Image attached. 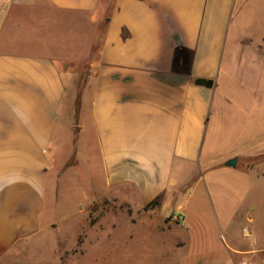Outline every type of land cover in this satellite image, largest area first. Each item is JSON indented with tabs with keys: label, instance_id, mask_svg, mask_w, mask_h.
Wrapping results in <instances>:
<instances>
[{
	"label": "crops",
	"instance_id": "crops-1",
	"mask_svg": "<svg viewBox=\"0 0 264 264\" xmlns=\"http://www.w3.org/2000/svg\"><path fill=\"white\" fill-rule=\"evenodd\" d=\"M86 74L67 150L58 123ZM197 170L224 262L264 264V0H0V264L48 226L59 183L77 193L71 172L87 204L145 206Z\"/></svg>",
	"mask_w": 264,
	"mask_h": 264
},
{
	"label": "rangeland",
	"instance_id": "rangeland-1",
	"mask_svg": "<svg viewBox=\"0 0 264 264\" xmlns=\"http://www.w3.org/2000/svg\"><path fill=\"white\" fill-rule=\"evenodd\" d=\"M89 79V74L74 79L55 144L62 139L63 146L69 147L71 114L76 146L80 96ZM75 163L74 155L65 165ZM200 175L199 170L194 171L176 200L168 198L162 205L145 207L120 198L87 204L97 190L71 172L66 182L76 187L77 193L67 197L59 183L57 195H49L43 215L48 226L24 243L19 255L4 259L5 264H226L224 238L203 183L198 180ZM173 177L177 180V171Z\"/></svg>",
	"mask_w": 264,
	"mask_h": 264
},
{
	"label": "trees",
	"instance_id": "trees-1",
	"mask_svg": "<svg viewBox=\"0 0 264 264\" xmlns=\"http://www.w3.org/2000/svg\"><path fill=\"white\" fill-rule=\"evenodd\" d=\"M191 82L196 85H201V86H208L211 87L214 85V80L211 78H204V77H192ZM69 165V164H67ZM161 198L157 197L153 201L149 202L145 207H149L152 204H160Z\"/></svg>",
	"mask_w": 264,
	"mask_h": 264
},
{
	"label": "water",
	"instance_id": "water-1",
	"mask_svg": "<svg viewBox=\"0 0 264 264\" xmlns=\"http://www.w3.org/2000/svg\"><path fill=\"white\" fill-rule=\"evenodd\" d=\"M237 160H238L237 157L231 158V159L228 160L227 164H228V165L235 166L236 163H237Z\"/></svg>",
	"mask_w": 264,
	"mask_h": 264
},
{
	"label": "built area",
	"instance_id": "built-area-1",
	"mask_svg": "<svg viewBox=\"0 0 264 264\" xmlns=\"http://www.w3.org/2000/svg\"><path fill=\"white\" fill-rule=\"evenodd\" d=\"M247 229L246 228H244V231H246Z\"/></svg>",
	"mask_w": 264,
	"mask_h": 264
}]
</instances>
